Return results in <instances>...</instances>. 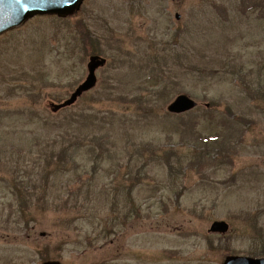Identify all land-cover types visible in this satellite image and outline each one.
<instances>
[{
	"label": "rangeland",
	"instance_id": "1",
	"mask_svg": "<svg viewBox=\"0 0 264 264\" xmlns=\"http://www.w3.org/2000/svg\"><path fill=\"white\" fill-rule=\"evenodd\" d=\"M244 1L86 0L0 36V264H221L255 251L264 17L242 15ZM93 55L107 59L96 88L56 111ZM182 94L197 107L171 115ZM215 221L230 226L222 240Z\"/></svg>",
	"mask_w": 264,
	"mask_h": 264
},
{
	"label": "water",
	"instance_id": "2",
	"mask_svg": "<svg viewBox=\"0 0 264 264\" xmlns=\"http://www.w3.org/2000/svg\"><path fill=\"white\" fill-rule=\"evenodd\" d=\"M84 0H0V34L20 26L25 21L37 15H57L66 18L80 10ZM179 19V16H177ZM106 60L94 56L88 64L89 75L86 81L72 94L62 107H67L76 102L84 93L96 85L95 71L103 67ZM197 103L186 95L178 96L168 107V111L181 114L194 109ZM229 226L225 222H215L209 232L226 234ZM44 264H58L48 262ZM224 264H264V260H254L246 257H228Z\"/></svg>",
	"mask_w": 264,
	"mask_h": 264
},
{
	"label": "flooded vegetation",
	"instance_id": "3",
	"mask_svg": "<svg viewBox=\"0 0 264 264\" xmlns=\"http://www.w3.org/2000/svg\"><path fill=\"white\" fill-rule=\"evenodd\" d=\"M244 2H246V4H250L251 6L250 7H248V9L249 8H251V7H253V5L255 4V3H258V1L257 0H245ZM241 4H242V2H241ZM259 5H260V9L262 10V11H264V3H263V1L261 2V3H259ZM241 7L242 6H240V9H239V12H241ZM256 7H257V5H256ZM230 8L231 7H223V10L225 11V12H227L228 10H230ZM228 9V10H227ZM261 237V239L258 241V242H256V246H257V250H255L251 255H252V257H255V258H264V235H262V236H260ZM221 240H222V238H221ZM227 256L226 255H223V257H222V259H221V264H223L224 263V261H225V258H226Z\"/></svg>",
	"mask_w": 264,
	"mask_h": 264
},
{
	"label": "trees",
	"instance_id": "4",
	"mask_svg": "<svg viewBox=\"0 0 264 264\" xmlns=\"http://www.w3.org/2000/svg\"><path fill=\"white\" fill-rule=\"evenodd\" d=\"M64 155H66V150L62 151L61 154H59V160H61V157H63ZM254 223L257 225V221H255Z\"/></svg>",
	"mask_w": 264,
	"mask_h": 264
}]
</instances>
